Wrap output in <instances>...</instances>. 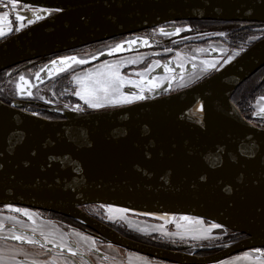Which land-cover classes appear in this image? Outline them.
Instances as JSON below:
<instances>
[{
    "label": "water",
    "instance_id": "95a60500",
    "mask_svg": "<svg viewBox=\"0 0 264 264\" xmlns=\"http://www.w3.org/2000/svg\"><path fill=\"white\" fill-rule=\"evenodd\" d=\"M18 2L63 12L45 14L46 19L1 41L0 73L178 21L264 24V0ZM263 67L264 38L195 85L127 108L92 113L61 108L52 111L64 118L48 119L0 99V205L71 217L110 243L173 264H214L264 247V185L256 182L264 128L232 101L239 86ZM155 71L167 74L164 68ZM173 71L186 75L188 70ZM161 113H167L171 130L157 123ZM253 152L256 157L249 161ZM90 204L197 216L246 237L205 256L161 248L99 221L83 209Z\"/></svg>",
    "mask_w": 264,
    "mask_h": 264
},
{
    "label": "rangeland",
    "instance_id": "374dc122",
    "mask_svg": "<svg viewBox=\"0 0 264 264\" xmlns=\"http://www.w3.org/2000/svg\"><path fill=\"white\" fill-rule=\"evenodd\" d=\"M9 9V11L6 10L5 12L11 13L10 19L12 21L14 30L11 34L0 37V42L19 32L15 30L17 28V22L15 19L16 12L19 11L21 14H24L22 11L23 9H26V7L18 5L17 9H12L11 6L9 7ZM193 21L205 20H189V22ZM241 23H239V25L235 21H219V23H212L211 25H208L207 23H200L199 25L206 28L207 31H204L197 26L199 30L196 29V31H201V33L199 34L196 32V35L193 36H188L194 34V32L192 31L193 27H167V25H162L156 28L145 30L146 32L143 31L134 35L115 38L112 39V41L108 40L76 48L78 50L86 49L84 51H77L71 54H60L59 56L51 55L50 57H42L41 59L30 61L26 65L22 64L18 69H10V71L6 73V76L8 78H6L4 86L7 96L4 94V92H0V95L3 94L2 97L6 96L8 99L12 98L15 101L14 104L17 107H20L22 110L32 113H36L37 111L41 110L39 109V107L42 105V103L49 102L59 103L60 105H57V107L64 109H72L74 105L79 103L82 107L85 108V111H87L84 113H92L96 112L97 110L94 111L92 109H87V107L83 105V102L74 95V92L77 90L78 85L72 79V77L82 76L89 70H95L102 63H116L121 60H137L138 63L136 65H129L128 67L123 68V73L128 75L134 72L143 71L150 64L157 60L161 63L166 60L171 63V67H173V69H176L177 67H175V62L179 61L180 63H183L185 65L188 57H196L200 52H205L207 58H223V60L216 68H212L209 71H205V68L199 66H197L196 68L193 63L188 62L192 66L187 69V63L184 67V69L188 71L186 75L183 74V80H181L180 74L173 71L172 75L175 76L174 81L166 83L163 88L156 90L154 94L146 93V95H148L149 98H153L158 94L163 95L167 93H174L179 90L191 87L198 83L200 80H204L206 79V77L212 75L215 71H217L221 66L224 65V60L228 56H232L236 52H239L241 54L242 52L246 51L247 45L245 43L235 48L229 47L231 42L229 40V37L232 36V31L238 30L237 27H241L243 32H248L249 39L253 37L250 40L254 41L248 46L254 44L255 41H258L260 38H262L261 36L264 35L263 23L243 22L244 25H242ZM28 26L29 25L26 23L25 28ZM160 27H164L167 31L174 28L192 29L191 31L181 32L178 35L166 36L159 33L158 30ZM219 30L226 31L227 36L225 32ZM136 37H140L141 41L143 39H147L149 41V44L145 46L141 42L135 47L134 50H128L122 54L112 56L107 55L109 46H115L122 41L135 39ZM160 47L165 48L161 49ZM171 48L173 49L172 51H161L163 49ZM101 52H103L104 55H101ZM177 53H180L181 55L178 57L176 55ZM73 55L77 56L78 58L87 59L89 63L83 66L73 65L71 68H68L63 72H57L56 68L50 69V67H52L51 61L59 60L62 57ZM44 68L48 69L49 71L42 75L41 72ZM260 70L259 74L256 75L255 73L252 77L249 78L248 81L246 80V82L242 83L241 85L244 84V87H249L257 83L259 79H261L260 82H263L264 67ZM38 74L43 78L36 80L39 83V86L36 90L31 91V97L27 95L28 90H25V92L22 94L18 90V85L21 83L19 77L23 76L25 77L26 81H30ZM203 74L204 76H202ZM156 75V71L154 70V72L152 73L153 78ZM132 78L136 77L133 76ZM62 80H69L68 83L70 82L71 86H73L71 87L73 95L71 94V96H69L66 94L64 98L63 96H60V94H58V88L61 87L63 83L61 82V84H59L58 86H56L55 84L59 83ZM238 89L232 96V101L235 103L244 117L248 118L257 126L264 128V119L260 118V109L264 108V99H262L263 96H257L254 102L251 104V113H249V111H246L245 113L238 104V102L240 101V95H238L240 89ZM125 90L128 91V89ZM63 91L65 90H61L62 94L64 93ZM67 98H69L70 100L74 98L77 101L76 103H69ZM65 105H67V107H65ZM51 110L54 109L52 108ZM36 114L41 116L39 113ZM101 205L102 204H90L84 206L83 209H85L92 216L99 217L102 222L106 223L107 225L109 224V226H111L112 228H116L118 232H123V234L126 236L132 238L141 236L144 238L155 237L156 241L154 242L163 243L167 247L166 249L184 252H188L189 250V252H194L198 255L205 256L219 251L223 247L237 242L243 238L241 234L231 232L225 227L208 231L211 225L215 223L207 220H205L203 224L196 225L170 222L166 219L152 218L134 212H128L127 214H124L119 211H113L111 214H109L105 211L104 207H101ZM27 209L35 214L37 223L43 224L46 231L66 234L65 238L67 241L74 238L71 243L76 249L78 255L73 257L70 256L67 251H65L62 256L57 257V253L60 252V249L56 248L53 244L50 245L48 243H45V247L42 249L38 244H28L16 241L11 238L12 233L10 229L14 227L13 223L10 221H5L6 226L4 231L0 233V236L6 238L0 239V248H3L5 259L11 261V264H32L33 261H36L37 264H44V262H47V264H51V261L54 257H56L60 261H63L64 258L67 257L70 264H90V254H96L97 256H99H93L94 259L97 260V264H173L154 260L153 258H150L148 256L139 253L136 254L135 252L110 243L103 238L97 237L90 228H86V225L83 226V223L71 217L60 214L57 215V213L44 210H35L31 208ZM0 216H16L17 219L23 221L24 224L15 225V230L17 232L22 231L26 235H30L29 233L31 232L28 230V228L30 227L31 222L28 221L26 217L8 211L7 206L3 205H0ZM177 225H179V227ZM77 233H79V235H77ZM37 237H39V235ZM82 237H87L88 239L84 240L82 239ZM75 241H79V243L82 244L84 248L80 247L79 249ZM93 241L95 242L94 244ZM258 248L264 250V247L249 249L239 252L225 260H222L221 263L214 264H264V255L256 252V249ZM26 249L29 251L28 254H24V251ZM48 249H51V251L49 252Z\"/></svg>",
    "mask_w": 264,
    "mask_h": 264
},
{
    "label": "snow or ice",
    "instance_id": "6c2138e0",
    "mask_svg": "<svg viewBox=\"0 0 264 264\" xmlns=\"http://www.w3.org/2000/svg\"><path fill=\"white\" fill-rule=\"evenodd\" d=\"M7 3L11 5L12 9H17L18 7V0H7ZM0 6L3 5L2 0H0ZM26 12L30 14L25 15L21 14L19 11L16 12V22L17 28L16 31H22L25 28V24L33 25L37 21H42L46 19L45 14L47 16H51L54 13L63 12L62 8H51V7H41V8H33V6L28 5L26 6ZM11 13L10 12H3L0 13V37L7 36L13 32V25L10 19ZM191 31V28L182 29V28H174L172 31H167L164 27L159 28V33L161 35L172 36L178 35L182 31ZM143 43L145 46L149 44L147 39H143L141 41L140 37H136L135 39H128L126 41H122L115 46H109V50L107 52L108 56L122 54L128 50H134L135 47L139 43ZM168 51H171L170 49ZM101 55H104L101 52ZM178 57L181 55L180 53L176 54ZM240 55L239 52L234 53L232 56H228L224 60V64H231L235 56ZM98 58V57H95ZM89 63L87 59L78 58L77 56H65L60 58L59 60L51 61V66L56 68L57 72H63L68 68H71L73 65L83 66ZM138 63L137 60H121L116 63H102L100 64L95 70H89L82 76H73L72 79L78 85L77 90L74 92V95L83 102L88 109L92 110H103V109H117V108H127L137 104L138 102H142L147 100L149 97L146 93H155L156 90L163 88L166 83H170L171 81L175 80V76L172 75L173 67L168 65L162 64L160 61H154L150 64L147 68L143 71L134 72L131 74H124L123 68L128 67L129 65H136ZM201 63L205 66V71H209L212 68H216V66L220 63V61H209L203 60ZM160 67L164 68L167 75L164 78L156 77L153 78L152 73L154 72L155 68ZM175 67L184 68L185 65L180 63L179 61L175 62ZM44 71H48L45 69ZM136 78H132V77ZM181 80H183V72L180 73ZM43 77L38 75L37 79H42ZM20 84L18 85V90L23 94L25 92L24 85L29 84L28 81L25 80V77H19ZM30 86V85H29ZM125 89H128L126 91ZM27 95L31 97V91H27ZM264 99V97H262ZM16 107V105H13ZM67 107V105H65ZM73 111L78 113H84L85 108L82 107L79 103L74 105L72 108ZM204 106H200V111L203 112ZM36 115V113H33ZM260 118L264 119V108L260 109ZM262 151H264V146H261ZM243 154V153H242ZM256 153L253 152L251 155L248 156V160L251 161L255 159ZM151 158V157H149ZM54 159V158H50ZM73 163H76L75 161ZM224 161L221 159L220 164L222 165ZM217 165H211V167H216ZM2 167V165H0ZM74 170V169H73ZM201 180H207V177L201 176ZM244 180L241 178V183ZM258 185H264V158H261L260 163V173L256 180ZM101 207L105 208V211L111 214L113 211H119L121 213L127 214L129 209L127 208H120L114 209L113 206L108 205ZM7 209L10 212L17 213L27 218L28 221L31 222L30 227L28 230L32 233V235H26L24 232H17L15 227L10 229L12 235L11 238L19 241L21 243H28V244H38L40 248L45 247V243L54 244V246L60 249V252L57 253V257L63 255L65 251L70 256L78 255L76 249L66 240V234L62 233H55L51 231H46L43 224H38L35 214L31 212L27 208H19L13 207L12 205H7ZM142 215H151L150 213H141ZM111 219V216H110ZM160 219H164V217H160ZM183 221H195L197 224H203L204 221L200 220L195 217H180ZM5 221H10L13 225H23L24 222L17 219L16 216H0V233H2L5 229ZM173 222H175V218H173ZM179 227V225H177ZM222 225L219 223L212 224L208 231L212 229H220ZM37 235L42 239H37ZM79 235V233H77ZM6 237L0 236V239H5ZM195 238V237H193ZM82 239L87 240V237H82ZM95 242L93 241V244ZM50 252L51 249H48ZM256 252L264 255V250L256 249ZM0 264H11V261L5 259L3 248H0ZM32 264H37L36 261H33ZM47 264V262H44ZM51 264H70L67 257L64 258L63 261L58 260L56 257L53 258Z\"/></svg>",
    "mask_w": 264,
    "mask_h": 264
},
{
    "label": "trees",
    "instance_id": "16d2710c",
    "mask_svg": "<svg viewBox=\"0 0 264 264\" xmlns=\"http://www.w3.org/2000/svg\"><path fill=\"white\" fill-rule=\"evenodd\" d=\"M194 22V23H193ZM192 23V25L193 26H199V24H197V23H195V22H201V23H207L208 25H211L212 23H219V21H212V20H209V21H193ZM239 30H237V31H232L231 32V34H232V36H230V39L231 40H233L232 42H230V45H229V47H231V48H235V47H237V45H236V40L237 39H246L247 37H249V33L248 32H238ZM230 34V35H231ZM242 37V38H241ZM262 38H264V35L262 36ZM230 40V41H231ZM63 54V53H62ZM8 71H10V70H6V71H3V72H1L0 73V92L2 93V92H4V94L7 96V93H6V90H5V81H6V78H8L7 76H6V73L8 72ZM261 71V70H260ZM260 71H258L257 73H256V75L257 74H259L260 73ZM249 80V79H248ZM247 80V81H248ZM68 81L69 80H66V81H64V80H62V81H60L59 83H56L55 85L56 86H58L59 84H61V82L63 83V85L61 86V87H57L58 88V94H60V96H63L64 98H65V96H66V94L67 95H69V96H71V94L73 95V93H72V91H71V83L69 82L68 83ZM261 81V79H259L258 81H257V83H255L254 85H252V86H249V87H244V84L243 85H241L240 87H239V94L238 95H240V103L238 102V104H239V106L241 107V109L242 110H244V112L246 113V111H249V113H251L250 111H251V109H252V107H251V104L254 102V100L257 98V96H260V95H264V81L263 82H260ZM246 82V81H245ZM69 87H70V89H69ZM61 90H65V91H63L64 93L62 94L61 93ZM238 92V91H237ZM3 95V94H2ZM2 95H0V99L1 100H3V101H5L6 103H8L9 104V102H10V100L6 97V96H4V97H2ZM68 99V102L69 103H76V101L77 100H75L74 98H72V100H70L69 98H67ZM70 101H73V102H70ZM246 118V117H245ZM246 119H248V118H246ZM249 120V119H248ZM58 215V214H57ZM95 218H98L99 220H101L99 217H97V216H94ZM102 221V220H101ZM109 225V224H108ZM83 226H85V225H83ZM86 228H88V227H86ZM120 233H122L123 234V232H121V231H119ZM240 234V233H239ZM124 235V234H123ZM126 236V235H125ZM241 236H243V237H246L245 235H242L241 234ZM127 237H129V236H127ZM129 238H132V237H129ZM132 239H134V240H138V241H142V242H146V243H148V244H152V245H154V246H158V247H162V248H167L163 243H161V242H154V241H156V238L155 237H152V238H144V237H137V238H132ZM150 239V240H149ZM152 241V242H151ZM188 252H189V250H188Z\"/></svg>",
    "mask_w": 264,
    "mask_h": 264
},
{
    "label": "flooded vegetation",
    "instance_id": "af4514ba",
    "mask_svg": "<svg viewBox=\"0 0 264 264\" xmlns=\"http://www.w3.org/2000/svg\"><path fill=\"white\" fill-rule=\"evenodd\" d=\"M2 3H3V5H6V6H0V13H3V12H5L6 10H10L9 9V7L11 6L10 4H8L7 3V0H2ZM18 5H21V6H23V7H26V6H28V5H26V4H22V3H19L18 2ZM33 8H35V7H33ZM23 13L24 12H26V9H23V11H22ZM205 21H209V20H205ZM194 23V22H193ZM192 22H189V21H178V22H173V23H170V24H167V27H183V26H190V27H193V29H192V31L194 32V34H191V35H188V36H193V35H196V32L197 33H201V31H196V29H198L197 28V26H193L192 24H193ZM195 23H197V24H200L201 22H195ZM238 23V25H239V23H241V22H237ZM247 23H250V22H247ZM251 23H255V22H251ZM242 25H244V23L242 22L241 23ZM192 25V26H191ZM199 28H201V29H203L204 31H207V29L206 28H204V27H201L200 25L198 26ZM237 29L239 30L238 32H242L243 30L241 29V27H237ZM199 30V29H198ZM219 31H223V32H225V34H226V36H227V33H226V31H224V30H219ZM146 32V31H145ZM216 32V31H215ZM202 33H205V32H202ZM188 36H186V37H188ZM262 37V36H261ZM230 38V37H229ZM242 38V37H241ZM251 38H253V37H251ZM250 38V39H251ZM249 39V37H247L246 39H237L236 40V45L237 46H241L242 44H246L247 45V49L249 48V47H251L253 44H251L250 46H248L250 43H252L253 41H251ZM260 39H262V38H260ZM259 39V40H260ZM229 40H231V39H229ZM233 40H231V42H232ZM257 41H255L254 43H256ZM166 47V46H165ZM165 47H160L161 49L162 48H165ZM85 48V47H84ZM81 49V48H80ZM246 49V50H247ZM84 50H86V49H82V50H78V49H76V50H72V51H69V52H64L63 54H66V53H68V54H71V53H73V52H77V51H84ZM167 50H169V49H163V50H161V51H167ZM171 51L173 50L172 48L170 49ZM62 54V53H61ZM164 54H166V53H164ZM58 56L60 55V54H57ZM56 55V56H57ZM48 57H50V56H48ZM168 57V56H167ZM38 59H41V58H38ZM44 59V58H43ZM37 60V59H36ZM165 62H167L166 60L165 61H163L162 62V64L164 63L165 64ZM22 64H28V62H25V63H22ZM22 64H19V65H16V66H14V67H11V68H9V69H7V70H12L13 68H15V69H18V68H20L21 67V65ZM178 70V72H180V70L179 69H177ZM6 71V70H5ZM207 78V77H206ZM200 81H202V80H200ZM199 81V82H200ZM73 87V86H72ZM168 94V93H167ZM158 95H162V94H158ZM163 95H165V94H163ZM260 96H263L264 97V95H260ZM9 97V96H8ZM10 100V102H9V104H14V100L11 98V99H9ZM3 101V100H2ZM5 102V101H4ZM6 103V102H5ZM55 103V102H54ZM53 102H49V103H42V105L39 107V109H41V110H39V111H37L36 113H39L40 115H41V117H44V118H48V119H62V118H64V116H62L61 114H59V113H57V112H53L51 109L53 108V109H61V108H58L57 107V105H60L59 103H55L54 104ZM8 104V103H7ZM54 104V105H53ZM39 105V104H38ZM56 105V106H55ZM88 109V108H87ZM95 111V110H94ZM85 112H87V111H85ZM250 121V120H249ZM252 122V121H251ZM253 123V122H252ZM256 125V124H255ZM16 207V206H15ZM25 208V207H24ZM36 210V209H35ZM98 219V218H97ZM99 220V219H98ZM99 221H101V220H99ZM115 230H117L116 228H115ZM120 233V232H119ZM122 234V233H121ZM123 235V234H122ZM125 236V235H124ZM127 237V236H126ZM142 237V236H141ZM129 238V237H128ZM245 237H243L242 239H244ZM130 239H132V238H130ZM242 239H240V240H242ZM132 240H134V239H132ZM150 240V239H149ZM136 241H138V240H136ZM138 242H142V241H138ZM152 242V241H151ZM142 243H145V244H148V243H146V242H142ZM149 245H152V244H149ZM154 246V245H153ZM158 247V246H157ZM162 248V247H161ZM130 251V250H129ZM133 252V251H132ZM217 252V251H216ZM136 253V252H135ZM137 254V253H136ZM93 256H96V257H99V256H97L96 254H94V255H92V254H90V258H91V261H89V263H91V264H97V260L96 259H94V257ZM101 256V255H100ZM151 258V257H150ZM154 260H158V259H155V258H153ZM159 261H161V260H159ZM163 262H165V261H163ZM166 263H169V262H166Z\"/></svg>",
    "mask_w": 264,
    "mask_h": 264
},
{
    "label": "bare ground",
    "instance_id": "6f19581e",
    "mask_svg": "<svg viewBox=\"0 0 264 264\" xmlns=\"http://www.w3.org/2000/svg\"><path fill=\"white\" fill-rule=\"evenodd\" d=\"M173 29H169L168 31H172ZM187 30H185V31H182V32H186ZM112 41V40H111ZM186 59V58H185ZM234 59H236V57L234 58ZM233 59V60H234ZM203 60H209V61H222L223 60V58H215V57H209V58H207V55H206V53L205 52H200L196 57H188L187 58V61H186V63H185V66H186V64L188 63V62H190V63H193L194 64V66L197 68V66H199V67H202V68H205V66L201 63V61H203ZM220 64V63H219ZM218 64V65H219ZM217 65V66H218ZM227 64H224L223 66H221L220 68H219V70L220 69H222L223 67H225ZM216 66V67H217ZM198 67V68H199ZM51 68H53V67H50V69ZM45 70V68L43 69V71L41 72V74L43 75V74H45V73H47L48 71H44ZM39 75V74H38ZM38 75H36L33 79H31L30 81H28L29 82V84H25L24 85V88H25V90H28V91H33V90H36L37 88H38V86H39V83L36 81L37 80V76ZM166 75H156V76H154V78H156V77H160V78H164ZM30 85V86H29ZM168 115H167V113H161V114H159L157 117H156V121H157V123L159 124V125H161V126H163L164 128H166V129H168V130H171L173 127H171V123L169 122V119H168V117H167ZM111 206H113V208L114 209H120V208H126V207H123V206H119V205H111ZM127 209H129V212H134V213H150L151 215H145V216H148V217H152V218H158V219H160V217H164V219H166V220H168V221H170V222H173V218H175V222H177V223H181V224H196V225H199V224H197L195 221H183V220H181L180 219V217H184V216H188V217H195V218H198V219H200V220H203V221H205L203 218H201V217H197V216H192V215H184V214H162V213H154V212H143V211H138V210H133V209H130V208H127ZM114 247V246H113ZM28 250L26 249L25 251H24V254H28ZM222 262V261H221ZM221 262H218V263H221ZM224 262V261H223Z\"/></svg>",
    "mask_w": 264,
    "mask_h": 264
},
{
    "label": "crops",
    "instance_id": "0c3cea01",
    "mask_svg": "<svg viewBox=\"0 0 264 264\" xmlns=\"http://www.w3.org/2000/svg\"><path fill=\"white\" fill-rule=\"evenodd\" d=\"M15 207V206H14ZM15 227V226H14ZM26 233H29V232H26ZM30 235H32V233H29ZM38 236V235H37ZM37 238H39V239H41V237H37ZM74 238H72V240H73ZM72 240H69L68 242L72 245ZM77 244V246L79 247V249H80V247H82V248H84V246H82V244H80L79 243V241H75ZM50 245H52V244H50ZM54 245V244H53ZM73 246V245H72ZM74 247V246H73ZM22 250V249H21ZM91 264V263H90Z\"/></svg>",
    "mask_w": 264,
    "mask_h": 264
}]
</instances>
